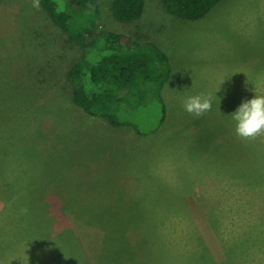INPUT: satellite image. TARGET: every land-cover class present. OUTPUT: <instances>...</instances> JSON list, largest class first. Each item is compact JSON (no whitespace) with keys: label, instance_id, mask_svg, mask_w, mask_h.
Returning a JSON list of instances; mask_svg holds the SVG:
<instances>
[{"label":"rangeland","instance_id":"1","mask_svg":"<svg viewBox=\"0 0 264 264\" xmlns=\"http://www.w3.org/2000/svg\"><path fill=\"white\" fill-rule=\"evenodd\" d=\"M114 1L98 0L97 24L75 22L74 30L93 50L114 33L138 52L156 46L168 57V123L148 140L72 102L66 75L84 53L82 41L70 42L41 3L37 10L33 0H0V264H196L203 246L220 264L234 241L241 262L264 264V233L249 253L238 252L248 227L252 235L264 231V181L245 186L193 167L203 130L189 127L196 116L182 107L203 94L221 120L255 91L264 95V0H222L197 21L173 16L163 0H144L133 22L114 16ZM150 117L146 125L156 126ZM229 136L219 157L238 152L251 164L254 148L263 180L264 136ZM142 217L148 231L135 230L127 242Z\"/></svg>","mask_w":264,"mask_h":264},{"label":"trees","instance_id":"2","mask_svg":"<svg viewBox=\"0 0 264 264\" xmlns=\"http://www.w3.org/2000/svg\"><path fill=\"white\" fill-rule=\"evenodd\" d=\"M163 1L166 9L173 16L197 21L207 16L222 0ZM40 3L53 24L67 34L70 42H83L84 39L81 32L77 33L74 30L75 22H81L82 25L97 24L98 0H41ZM144 6V0H115L112 10L119 21L133 22L140 19ZM75 19L77 20L74 21ZM87 44L84 42L81 44L84 53L66 75V81L72 85V102L88 116L104 119L112 127L126 130L137 137L148 140L154 134L162 133V126L165 122L168 123L169 118L166 109V93L163 92L171 75L168 57L156 46L150 50V53L138 52L132 48L129 38L114 33H108L105 36L104 45L97 49L93 50L95 44L89 48ZM152 113L157 117L156 126L149 127L146 121L151 119ZM215 113L212 108L203 116L190 119L191 129L203 130L195 136V147L190 153L191 165L205 167L206 172L215 169L218 173L230 175L231 179L239 178L245 186L253 180H260L256 181L257 183L264 181L260 179L261 170L259 168H262V165L257 150L254 148L250 153L251 164L238 152V156L233 157L232 160H226L230 159L227 154H221L219 157L220 140L223 136L231 137L229 134H235V121L231 118L230 110L223 111L221 120L215 116ZM228 119L233 123L232 125L229 124ZM203 122L208 123L206 128ZM0 139V141L4 139L2 134H0ZM209 155H213L214 159L210 158L204 162ZM120 159L112 158L111 160L116 162ZM172 199L173 197L163 196L162 200L172 201ZM207 215L214 227L215 219L212 211L207 210ZM139 220L142 221L141 225ZM139 220L130 225L132 231L126 234L129 237L127 239L129 243L133 241H130L131 238L134 239L135 230L148 231L147 227L142 225L150 223V220L144 217ZM258 224V226L261 225L259 222ZM260 227L262 228V225ZM261 228L258 233L252 235L251 233L254 232L248 227L251 233H245L242 237L238 243V252L243 247L246 249L244 253L247 254L252 242L260 241V238H255L263 235L264 231ZM233 243L235 244V241ZM234 244L230 243L229 246H225L227 258L220 264H245L246 261L241 262L243 258L241 253H236ZM142 250L145 248L142 247ZM81 252L80 249L79 257L84 261ZM196 258V264H219L212 259L205 246Z\"/></svg>","mask_w":264,"mask_h":264},{"label":"clouds","instance_id":"3","mask_svg":"<svg viewBox=\"0 0 264 264\" xmlns=\"http://www.w3.org/2000/svg\"><path fill=\"white\" fill-rule=\"evenodd\" d=\"M33 7L39 10L40 0H33ZM183 109L196 117L211 111V97L203 94L189 96L182 102ZM235 121V133L244 140H255L264 136V95L255 91L254 98L245 100L231 115Z\"/></svg>","mask_w":264,"mask_h":264},{"label":"crops","instance_id":"4","mask_svg":"<svg viewBox=\"0 0 264 264\" xmlns=\"http://www.w3.org/2000/svg\"><path fill=\"white\" fill-rule=\"evenodd\" d=\"M1 261H3V260H1Z\"/></svg>","mask_w":264,"mask_h":264}]
</instances>
